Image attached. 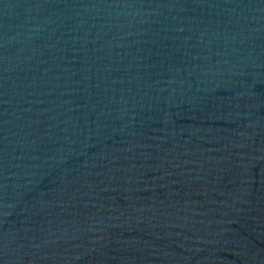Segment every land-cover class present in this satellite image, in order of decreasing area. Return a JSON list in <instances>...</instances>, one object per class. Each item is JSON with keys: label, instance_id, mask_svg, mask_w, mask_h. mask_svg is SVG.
I'll use <instances>...</instances> for the list:
<instances>
[{"label": "water", "instance_id": "water-1", "mask_svg": "<svg viewBox=\"0 0 264 264\" xmlns=\"http://www.w3.org/2000/svg\"><path fill=\"white\" fill-rule=\"evenodd\" d=\"M0 264H264V0H0Z\"/></svg>", "mask_w": 264, "mask_h": 264}]
</instances>
